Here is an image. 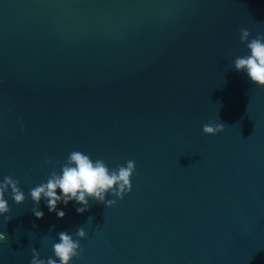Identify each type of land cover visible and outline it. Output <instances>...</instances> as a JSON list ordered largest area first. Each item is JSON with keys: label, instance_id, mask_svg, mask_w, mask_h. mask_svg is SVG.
<instances>
[{"label": "water", "instance_id": "water-1", "mask_svg": "<svg viewBox=\"0 0 264 264\" xmlns=\"http://www.w3.org/2000/svg\"><path fill=\"white\" fill-rule=\"evenodd\" d=\"M242 28L264 35V0H0V181L26 197H8L0 264L80 227L73 264H264V88L232 68ZM72 151L134 161L131 193L62 220L41 200L37 220L29 191Z\"/></svg>", "mask_w": 264, "mask_h": 264}, {"label": "clouds", "instance_id": "clouds-1", "mask_svg": "<svg viewBox=\"0 0 264 264\" xmlns=\"http://www.w3.org/2000/svg\"><path fill=\"white\" fill-rule=\"evenodd\" d=\"M239 40L246 46L247 54L235 58L232 68L245 74L254 86L264 88V35L251 38V33L242 28ZM223 130V125L216 123L202 127V133L206 136H215ZM135 172V162L132 160L126 161L123 166L118 165L110 169L101 159L93 160L83 152L72 151L60 165L59 172L52 171L45 183L29 191L28 195L35 205L32 214L37 220L43 219L44 212L39 209L41 200L44 201L48 213L55 214L57 219L61 220L65 213L57 207L60 204L67 207L69 203H74L77 205L75 210L78 215L88 210L90 200L112 208L117 200H122L131 193V179ZM9 196L17 206L23 205L26 199L18 181L6 176L0 181V218H3L5 223L10 218ZM109 196L112 198L107 199ZM57 235L58 242L52 243L53 256L45 260L40 258L36 249H32L30 264H73V261L81 259L79 241L86 237L83 227L76 230L75 239L73 234L68 232H59ZM3 240L5 234L0 232V241Z\"/></svg>", "mask_w": 264, "mask_h": 264}]
</instances>
